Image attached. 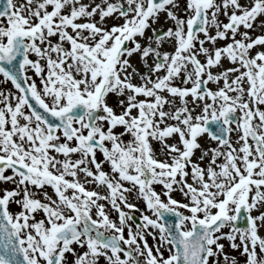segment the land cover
I'll list each match as a JSON object with an SVG mask.
<instances>
[{"label": "snow or ice", "instance_id": "1", "mask_svg": "<svg viewBox=\"0 0 264 264\" xmlns=\"http://www.w3.org/2000/svg\"><path fill=\"white\" fill-rule=\"evenodd\" d=\"M0 264H264V0H0Z\"/></svg>", "mask_w": 264, "mask_h": 264}, {"label": "rangeland", "instance_id": "2", "mask_svg": "<svg viewBox=\"0 0 264 264\" xmlns=\"http://www.w3.org/2000/svg\"><path fill=\"white\" fill-rule=\"evenodd\" d=\"M211 86V85H210ZM214 87V86H213ZM174 196L177 198V199H182V197L180 196V194L179 193H174ZM140 207L141 208H143L144 207V205L141 203L140 204ZM113 215H114V213H113ZM140 215V213H136V216H139ZM149 241L151 242V238H149Z\"/></svg>", "mask_w": 264, "mask_h": 264}, {"label": "water", "instance_id": "3", "mask_svg": "<svg viewBox=\"0 0 264 264\" xmlns=\"http://www.w3.org/2000/svg\"><path fill=\"white\" fill-rule=\"evenodd\" d=\"M169 219H171V217H168Z\"/></svg>", "mask_w": 264, "mask_h": 264}]
</instances>
